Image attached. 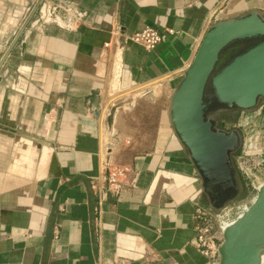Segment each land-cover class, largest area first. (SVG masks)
Instances as JSON below:
<instances>
[{"label": "crops", "instance_id": "obj_1", "mask_svg": "<svg viewBox=\"0 0 264 264\" xmlns=\"http://www.w3.org/2000/svg\"><path fill=\"white\" fill-rule=\"evenodd\" d=\"M40 1L0 0V62L24 23L38 22L0 69L12 131L0 129V264H208L191 245L195 205H206L170 127L169 97L210 25L264 16V0H43L45 15L40 6L32 15ZM146 27L160 42L125 43L113 91L120 30L126 39ZM130 97L108 141L109 108ZM251 116L264 152V106ZM106 164L133 183L103 202L98 234L89 182Z\"/></svg>", "mask_w": 264, "mask_h": 264}, {"label": "water", "instance_id": "obj_2", "mask_svg": "<svg viewBox=\"0 0 264 264\" xmlns=\"http://www.w3.org/2000/svg\"><path fill=\"white\" fill-rule=\"evenodd\" d=\"M38 8L44 16L43 0L31 14ZM29 21L21 27L12 47L27 27L38 24L31 26ZM29 35L30 32L24 34L23 50ZM124 37L122 28L116 49L113 91H117L120 79L121 56L126 47ZM12 47L1 60L0 69ZM231 49L234 51L227 54ZM134 99L130 97L110 106L106 115L108 141L116 111ZM262 104L264 16L253 10L214 22L171 93L167 111L170 127L200 180L204 203L214 213L235 204L245 191L234 160L242 145V132L222 128L216 115L223 110L249 113ZM263 253L264 184L258 188L248 209L223 230L218 264H260Z\"/></svg>", "mask_w": 264, "mask_h": 264}, {"label": "built area", "instance_id": "obj_3", "mask_svg": "<svg viewBox=\"0 0 264 264\" xmlns=\"http://www.w3.org/2000/svg\"><path fill=\"white\" fill-rule=\"evenodd\" d=\"M50 14H53L51 11ZM79 17L80 15L77 14ZM161 37L157 30L146 27L140 31L134 32L129 35L124 41L125 43H132L143 49L150 51L153 50L160 42ZM107 46V45H105ZM186 69H182L175 74L176 77L182 78ZM258 109L249 113H240L238 118L233 121H222V128L239 129L243 135V141L239 153L237 154V160L235 162L236 168L240 176L245 177L253 189H256L263 185L258 184L254 186L253 177L255 173H260L264 176V152L257 146L259 139V133L251 128L252 114L258 112ZM259 115L261 112L259 111ZM260 152V153H259ZM259 155L257 161L252 160V156ZM133 179L130 177L129 172L126 169L112 167L108 164L104 166L102 176L96 177L90 180L89 187L91 191L97 197L95 213L98 215L95 222V231L100 232V219L101 206L109 195L115 196L117 199L123 193L124 189L132 185ZM253 201V200H252ZM251 201V203H252ZM250 203V204H251ZM250 204L244 203L238 206L235 204L223 209L220 213H214L208 207L196 204L193 219L195 222L194 231L195 237L191 241V245L197 249L208 261V264H218V247L221 243V235L223 230L231 224L235 219L240 217L250 206ZM235 206V207H234ZM235 210V213H234ZM236 215L234 220L231 219L232 215ZM157 257L155 252L146 251V260L154 261Z\"/></svg>", "mask_w": 264, "mask_h": 264}, {"label": "rangeland", "instance_id": "obj_4", "mask_svg": "<svg viewBox=\"0 0 264 264\" xmlns=\"http://www.w3.org/2000/svg\"><path fill=\"white\" fill-rule=\"evenodd\" d=\"M232 51H234V49H231L229 51H227V54L229 53H232ZM7 113H1L0 115V129L10 133L12 131L9 130L8 128V123H6L4 121V116L6 115ZM238 118V117H237ZM9 130V131H8ZM260 129H257L254 131H259ZM260 153V152H259ZM259 157V155L256 153V155L252 156V160L253 161H257V158ZM235 162L237 160V157L234 158ZM242 181H243V184H244V187H245V191L243 193V195L236 201L235 203V206H238L240 204H244V203H247V204H250L251 201L255 198L256 196V189H253L252 186H251V182H249V180H247L245 177H243L242 175L240 176ZM258 179V180H257ZM253 181H254V186H258V184H264V176H262L260 173H255L254 177H253ZM234 206V207H235ZM234 213H235V210H234ZM236 218V215H232L231 216V219L234 220Z\"/></svg>", "mask_w": 264, "mask_h": 264}, {"label": "flooded vegetation", "instance_id": "obj_5", "mask_svg": "<svg viewBox=\"0 0 264 264\" xmlns=\"http://www.w3.org/2000/svg\"><path fill=\"white\" fill-rule=\"evenodd\" d=\"M239 114L240 113L235 110H223L216 115V119L219 121V124L221 126L222 121H233L239 116Z\"/></svg>", "mask_w": 264, "mask_h": 264}, {"label": "bare ground", "instance_id": "obj_6", "mask_svg": "<svg viewBox=\"0 0 264 264\" xmlns=\"http://www.w3.org/2000/svg\"><path fill=\"white\" fill-rule=\"evenodd\" d=\"M258 180V179H257ZM260 264H264V253L262 254V257H261V263Z\"/></svg>", "mask_w": 264, "mask_h": 264}]
</instances>
